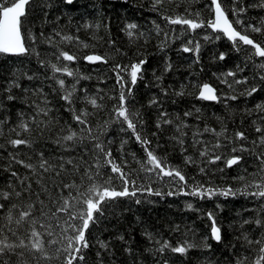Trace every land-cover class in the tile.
Instances as JSON below:
<instances>
[{
    "label": "trees",
    "instance_id": "obj_1",
    "mask_svg": "<svg viewBox=\"0 0 264 264\" xmlns=\"http://www.w3.org/2000/svg\"><path fill=\"white\" fill-rule=\"evenodd\" d=\"M219 2L230 21L239 19L243 23V28L233 26L264 47V7L259 6L264 0ZM154 4L155 0H73L72 4L65 0H32L26 6L21 32L29 51L0 54V192L11 193L8 200L0 197V204H4L0 208V240L6 238L5 243L13 245L12 250L0 253V264H63L64 257L57 258L56 253L61 245L47 243L58 240V235L48 237L38 223L35 227L42 234L44 252L30 250L31 218L17 227L3 217L13 204L18 206L12 208L14 218L32 204V218L46 223L41 211L51 215L65 197L71 199L69 193L77 194V188L64 185L75 184L86 193L93 183L118 175L98 157L94 148L97 142L136 182L129 184L130 190L151 187L161 195L137 190L135 196L110 201L98 222L86 231L89 248L84 250V259L74 264H237L238 260L253 264L257 258L260 245H249L244 237L255 241L264 234V227L255 223L258 218L264 220V198L242 194L202 197L191 192L198 185L235 190L260 181L264 175L255 158L264 153V145L259 144L264 131H256L257 127L264 129V111L256 110L257 104L264 103V68L259 67L264 57L254 56L251 45L238 42L237 46L221 31L207 26L213 19L211 0H162ZM166 17L192 19L202 26L193 30L188 25L169 23ZM128 24L137 27L129 30ZM249 25L262 31L245 32ZM185 47L191 50L186 52ZM61 51L76 59L57 60ZM90 53L104 60L88 62L84 56ZM140 60L146 63L135 85L127 72L121 73L125 89L132 88L126 107L138 113L133 117L136 131L151 142L148 150L167 167L180 170L186 184L178 178L143 171L145 146L116 116L121 85L115 66H130ZM52 64L61 68L67 65L75 76L53 72ZM229 72L235 75L228 76ZM61 79L65 81L63 88L58 84ZM236 80L246 83L236 84ZM205 82L215 87L217 100L198 98L199 86ZM16 84L19 87H10ZM73 87L71 109L89 114L83 117L85 124L73 119L69 103L61 98ZM252 87L258 91L246 95ZM181 92L183 95L178 94ZM9 95L14 99L9 100ZM90 98L96 99L98 107L88 103ZM153 100L155 103H150ZM40 109H46L47 115ZM21 122L28 124L29 131L19 127ZM72 132L77 134L72 141L63 139ZM220 132L223 135L215 134ZM237 132H242L245 139H236ZM13 139L29 143L13 146L9 143ZM217 141L221 146L213 148ZM241 145L250 151L232 152L233 147ZM206 149L208 155L201 156ZM214 155L224 159L209 163ZM232 155L243 158L238 165L226 167L225 161ZM186 157L193 162L185 163ZM42 160L51 165L49 171L40 167ZM86 173L93 179L89 180ZM241 175L245 180L236 179ZM113 186L122 190L119 179L113 181ZM170 191L176 194L168 195ZM248 191L256 189L249 187ZM208 213L213 214L212 219ZM57 216L61 222L66 218L64 213ZM213 220L221 230L220 242L211 237ZM55 232L59 233L60 228L55 227ZM21 239L27 248L17 247ZM100 242L107 246L101 247ZM164 242L171 247L161 251ZM184 244L192 247L184 253L172 251Z\"/></svg>",
    "mask_w": 264,
    "mask_h": 264
},
{
    "label": "snow or ice",
    "instance_id": "obj_2",
    "mask_svg": "<svg viewBox=\"0 0 264 264\" xmlns=\"http://www.w3.org/2000/svg\"><path fill=\"white\" fill-rule=\"evenodd\" d=\"M67 4H72L73 0H65ZM162 0H155V4L153 5L155 7L156 4H160ZM32 3V0H0V54H11V55H21L25 54L29 51L28 48L25 47L24 38L22 36L21 28H22V18L26 16V6L30 5ZM211 3L215 5V19L208 22L207 26H210L213 30H220L223 32V34L231 41L234 42L238 46V42H242L244 45H251L255 52L253 53L254 56L264 57V47H261L259 43H255L253 39L249 37L247 34H242L241 31H237L236 28L233 26L234 24L241 25L243 28V23L239 19L235 21H230L226 15V12L221 7V3L218 2V0H211ZM10 5V6H9ZM260 7H264V2L259 5ZM240 11H243V9H240ZM233 14H237L235 10H233ZM199 15V14H197ZM169 23L172 24H183L188 25L191 29H197L201 27V23H197L196 21L192 19H185L182 17H177L175 19L168 18ZM87 27V25H86ZM137 25L135 24H128L126 25V28L131 30L135 29ZM252 31L259 33L262 31L261 27H255L252 25L248 26V29H245L246 31ZM128 35L131 36L132 32L128 31ZM219 38V37H217ZM64 39H72L71 37H64ZM207 39V37H205ZM84 47H87V45H84ZM197 50L199 49V45L197 44ZM191 49L189 47H185L184 51H190ZM63 58L65 61H74L76 57L69 55L68 52L61 51L59 56L57 57V60L60 58ZM86 60L90 62H96V61H102L104 60L103 57L99 55H88L85 57ZM221 59H223V54H221ZM146 63L145 60H140L138 63H132L130 66H121L117 64L115 66V70L117 72V82L121 85V92L119 95V105L115 109L116 116L118 118H122L121 122H126L128 129H131L133 133L135 134V138L137 142H139L141 145L145 146L146 161L141 163V169L145 172L152 173L155 172L158 176H167V177H173L178 178L179 181L185 182L186 177L181 173L180 170L175 168H169L166 166L165 162L154 155L153 151L148 150V146L150 145V141L143 136H141L140 133L136 131V121H134L133 117H137L138 113L131 112L127 107L126 104L128 102V98L132 94V88L128 87L125 89V79L121 75V73L127 72L130 76V83L132 85H135L139 78L142 76V65ZM170 67V66H169ZM259 67L264 68V63L260 64ZM51 68L53 72H63L67 76H75V72L71 70L67 65H64L62 68L58 67L56 64H52ZM228 76H234L235 73L229 72L227 73ZM87 79V77H84ZM31 79V77H30ZM261 80H264V76L261 77ZM225 82L226 81H222ZM236 84L246 83L242 80H236ZM58 84L61 88L64 87L65 81L63 79L58 80ZM16 86L19 87L18 84L16 85H10V87ZM231 87V85H229ZM258 89L256 87H252L249 91H247L246 95L251 96L253 93H256ZM75 92V88L73 87L72 91H65V94L61 97L63 100L67 101L70 106V110L73 111V119L76 120L80 124H85L86 121L83 119V117L89 115L86 112H80L79 114L76 113L75 110L71 109V104L73 103V94ZM179 95H183V92L178 93ZM203 100H217L218 96L216 95L215 89L211 87L209 84L205 83L202 86H199V97ZM9 100H13L14 97L9 95ZM231 99L235 100L236 96H232ZM88 103L93 105L94 107H98L97 101L95 98H90L88 100ZM150 103H155V101H151ZM256 110L264 111V103H259L256 105ZM40 111L44 112L45 115H47L46 109H40ZM191 113H185V115H190ZM165 114L162 113L161 116L163 117ZM164 123H171L169 120H164ZM142 123V121H141ZM160 124H157V127H159ZM24 131H29V126L27 123L21 122L19 125ZM205 131H213L214 129H205ZM257 132H262L264 129H261L257 127ZM217 136L223 135V132L215 133ZM76 133L72 132L71 135L65 136L63 139L72 141L74 137H76ZM235 138L239 140L245 139V136L242 132L235 133ZM95 140L96 138L93 137ZM10 144L13 146L21 145V144H27L29 141L22 140V139H13L9 141ZM183 143V141H181ZM254 144L257 142H253ZM260 145H264V136H262L259 140ZM221 145L219 141L213 146V148H219ZM94 148L96 149L98 157L105 160V162L110 165L111 167V173L118 174V175H110L106 180L103 181V183H93L85 192H80L78 190V186L75 184L72 185H64V188H77V194L76 196H72L71 193H69V199L68 197H65L63 199V204L60 207L56 208L55 212H52L51 215H48L47 213L41 211L40 215L44 216L46 218L45 222H40L33 217V206L32 204H29L27 206V210H22L19 212L18 218H14L12 215V208H17L18 206L13 204L11 208L8 209V213L6 217H3L8 221V224H12L13 222L17 225V227L22 226L24 223L28 222L31 218V233H30V250L35 249L39 252H44V242L41 239L42 234L37 230L35 227L38 223L41 228L45 229V235L48 237H53L58 235L59 239H50L47 241L49 244H60V247H57L56 253L57 258L60 256L64 257L63 264H74L76 261H82L84 259V250L89 248V242L86 239V231L89 230L90 225H94L98 222L100 216L103 215V212L106 208V206L109 204L110 201L114 200L117 197H126V196H135L137 190L147 191L149 193L155 194V195H161L160 191H154L151 187L147 188H141L136 189L133 188L130 190L129 184L135 185L134 180H130V177L128 174L122 171L121 167L117 165L112 159H111V152L105 151V148L102 143L97 142L94 144ZM249 149L245 148L243 145H241L239 148L233 147L232 152H248ZM209 153V150L201 151V156H207ZM242 155H232L230 158L226 159L225 164L226 167H232L233 165H238L239 162L242 160ZM257 160L260 161V172L264 173V153L257 154L255 157ZM224 157L221 155H214L210 157L209 163H215L216 161L223 160ZM19 163H23V161H18ZM191 157H186L185 163H192ZM71 163V161H69ZM146 165H151V167H146ZM25 167L32 168V165L26 164ZM40 167L43 168L45 171H49L51 168V165H48V162L45 160L41 161ZM62 167V166H61ZM99 164L97 165V174L99 175ZM204 169L201 168V172H203ZM15 176L16 173H13ZM59 175V173H57ZM88 179L92 180L93 177L89 174ZM119 179L121 182V188L122 190H117L113 186V181ZM238 180H245V176L241 175L236 177ZM39 182V181H38ZM29 187H31L29 185ZM249 187H255L256 191L249 192ZM168 195H174L176 193L168 192ZM187 194V193H185ZM237 194L242 195H252L256 196L258 198H264V175H261L260 181H254L252 185L245 184L242 188L233 190L231 187L227 189H215L212 187L205 188L203 185H198L195 188H193L191 195H199V196H214V195H223V196H235ZM16 196H20V192H15ZM11 193L8 192H0V197H2L4 200L10 199ZM40 203L43 205V201H40ZM55 203V201H53ZM139 203V201H137ZM189 208H191V204L188 205ZM0 208H4V204H0ZM261 211L264 212V205L261 206ZM57 213H64L65 219L63 222H61V218L57 216ZM208 216L210 219H212L213 214L208 213ZM53 221H55V227L60 228V232H55V227L53 226ZM245 223H249V221H245ZM255 223L257 225H260L261 227H264V220L262 219H256ZM3 231V227H0V232ZM9 231H12L13 235H16V232L9 228ZM211 237L217 241L220 242L221 237V230L219 227L216 226L215 220H213L212 229H211ZM245 241L251 245L253 243L260 245L258 250V256L253 261V264H264V234H262V237L260 239H257L255 241L249 239L247 236L244 237ZM6 240V238H5ZM5 240H0V253H4L6 250H12L13 245L5 243ZM101 247H106L107 245L104 242H100ZM17 247L21 248H27L28 246L25 244V241L23 239L20 240L19 245ZM171 247L170 244L167 242H164V244L161 247V251L164 248ZM192 247L190 244H184L177 247L172 248L173 252L176 253H184L187 248ZM205 247H208V245H205ZM45 257H47V253H44ZM237 264H243L242 260H238Z\"/></svg>",
    "mask_w": 264,
    "mask_h": 264
},
{
    "label": "water",
    "instance_id": "obj_3",
    "mask_svg": "<svg viewBox=\"0 0 264 264\" xmlns=\"http://www.w3.org/2000/svg\"><path fill=\"white\" fill-rule=\"evenodd\" d=\"M218 2H219V0H218ZM10 6V5H9ZM212 9H213V19L212 20H214L215 19V5H213L212 4ZM229 19V18H228ZM230 20V19H229ZM237 30V29H236ZM220 31V30H219ZM238 31V30H237ZM222 32V31H221ZM223 33V32H222ZM242 34H244V33H242ZM251 38V37H250ZM252 39V38H251ZM255 42V41H254ZM255 43H257V42H255ZM255 50V49H254ZM88 55H97V54H95V53H90V54H87V55H85L84 56V59H85V57L86 56H88ZM100 56V55H99ZM102 57V56H101ZM86 60V59H85ZM86 61H88V60H86ZM88 62H90V61H88ZM97 62V61H96ZM205 83H207V84H209L211 87H213L214 89H215V87L212 85V84H210V83H208V82H205ZM205 83H202L200 86H202L203 84H205ZM216 91V90H215ZM198 96H199V91H198ZM211 229H212V227H211Z\"/></svg>",
    "mask_w": 264,
    "mask_h": 264
}]
</instances>
